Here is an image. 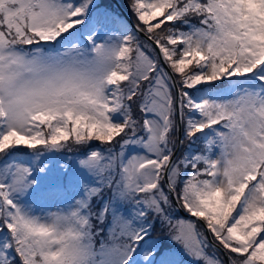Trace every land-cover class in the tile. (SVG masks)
Returning <instances> with one entry per match:
<instances>
[{
  "label": "snow or ice",
  "instance_id": "6c2138e0",
  "mask_svg": "<svg viewBox=\"0 0 264 264\" xmlns=\"http://www.w3.org/2000/svg\"><path fill=\"white\" fill-rule=\"evenodd\" d=\"M128 10L0 0V264H264V0Z\"/></svg>",
  "mask_w": 264,
  "mask_h": 264
},
{
  "label": "rangeland",
  "instance_id": "374dc122",
  "mask_svg": "<svg viewBox=\"0 0 264 264\" xmlns=\"http://www.w3.org/2000/svg\"><path fill=\"white\" fill-rule=\"evenodd\" d=\"M117 1H118V3L120 4V6H121V7H122V8H123V9H124L129 15H130V16H131V18H132L133 21H134V18H133V16H132L131 12L128 10V0H117ZM98 2L100 3L102 9H106L107 11H109L110 13H112L114 16H117L121 21L127 23V22L124 20V18L122 19V18L117 14V11L115 12L114 9L119 10V8H118V6H117L116 4H114V3L112 2V0H98ZM110 8L113 9L114 11H111ZM119 11H120V10H119ZM119 11H118V12H119ZM134 22H135V21H134ZM127 24H128V23H127ZM96 143L98 144L99 142H96ZM52 210H55V209L53 208ZM175 216H176L177 219H181V218H183V219H187V218H184V217L180 216L178 213H176ZM153 234H155V235L158 236V237H154V236H153L154 239H158V240L163 241L165 245H171V244H172V241H170V240L167 239V229H166V228H163L158 222H157L156 225H155V231L153 232ZM97 239H99V238H97ZM97 246H98V245H97ZM175 247L178 248L179 245H176ZM179 258H180V257L177 256V259H179Z\"/></svg>",
  "mask_w": 264,
  "mask_h": 264
},
{
  "label": "water",
  "instance_id": "95a60500",
  "mask_svg": "<svg viewBox=\"0 0 264 264\" xmlns=\"http://www.w3.org/2000/svg\"><path fill=\"white\" fill-rule=\"evenodd\" d=\"M112 2L114 4H116L120 10V12L122 13V15L125 17V19L127 20L128 24L129 25H132L134 24L135 22L133 21V19L131 18V16L120 6V4L118 3L117 0H112ZM179 154V153H177ZM180 216L184 217V218H187L189 219V216L187 213L183 212V211H180V212H177Z\"/></svg>",
  "mask_w": 264,
  "mask_h": 264
},
{
  "label": "trees",
  "instance_id": "16d2710c",
  "mask_svg": "<svg viewBox=\"0 0 264 264\" xmlns=\"http://www.w3.org/2000/svg\"><path fill=\"white\" fill-rule=\"evenodd\" d=\"M110 10H111V11H114V10H115V12L117 11V14H118V15H119V16H120L122 19L124 18V17H123V15L120 13V11H119V10H116V9H114V10H113V9H111V8H110ZM118 11H119V12H118ZM124 20L126 21V19H125V18H124ZM153 236H154V237H158V236H157V235H155V234H153Z\"/></svg>",
  "mask_w": 264,
  "mask_h": 264
}]
</instances>
